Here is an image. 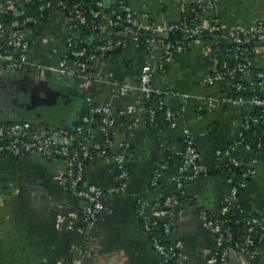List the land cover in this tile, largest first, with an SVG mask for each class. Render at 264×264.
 I'll return each mask as SVG.
<instances>
[{
  "label": "crops",
  "instance_id": "crops-1",
  "mask_svg": "<svg viewBox=\"0 0 264 264\" xmlns=\"http://www.w3.org/2000/svg\"><path fill=\"white\" fill-rule=\"evenodd\" d=\"M194 1L202 0H127V4L142 19L154 22L159 29L157 34H164L166 31L160 30V26L179 20L182 3L188 8ZM12 2L0 0V5ZM116 2L104 0V8L97 12L101 29L94 32L95 38L101 40L119 33L110 10ZM208 11L205 16L216 15L224 25H234L244 34L264 22V0H218ZM78 30V21L58 5L45 18L24 29L23 34L30 42L29 59L43 68L16 70L0 61V122L23 117L22 107L29 108L32 104V101L26 104L29 90L46 106L45 117H56L25 118L33 120L43 131L56 126L73 130L80 115L92 104L110 101L116 110L125 112L118 114L108 156L91 157L85 166V176L86 182H94L106 190L117 188L107 191L105 208L98 219L81 230L84 199L59 181L58 173L66 165L62 157L37 152L1 155L0 264H166L145 229L142 201L148 216L172 220L173 233L167 237L168 244L200 264H209L208 258L216 250V239L201 215L202 210L217 215L237 177L229 166L241 165L251 154L250 143L239 141L241 124L250 114L251 104L234 99L223 101L233 94L232 81L237 72L213 83L205 81L214 61L213 38L199 37L182 51H176L153 76L154 84L166 90V106L172 108L177 121L173 127L161 106L151 120L150 107L139 88L144 66L157 64L164 58L165 44L159 42L147 51L141 44L129 42L116 47L105 58L93 55L91 62L95 61L99 76H85L86 70L78 68L71 55L74 46L71 38L78 35ZM62 59H66L65 71L61 70ZM249 64L252 69H264V49L255 51ZM249 70L241 73L247 82ZM125 82L134 87L122 94L120 84ZM60 103L62 107L56 108ZM184 127L190 129L199 164L207 171L183 180L179 158H170V153L181 154ZM102 130L104 126L100 123L91 126L94 136L100 137ZM121 151H125L129 169L124 182L118 178L120 165L114 161ZM254 168L255 173L234 200L233 210L264 218V147ZM158 170L161 173L155 182ZM180 180L181 195L169 205L167 214L157 213V199L164 190L178 187ZM240 232L245 233V228ZM263 261V247L258 255H251L232 246L227 264Z\"/></svg>",
  "mask_w": 264,
  "mask_h": 264
},
{
  "label": "built area",
  "instance_id": "built-area-1",
  "mask_svg": "<svg viewBox=\"0 0 264 264\" xmlns=\"http://www.w3.org/2000/svg\"><path fill=\"white\" fill-rule=\"evenodd\" d=\"M30 0H13L11 4L0 5V11H5L9 8L16 9L19 3ZM119 8L123 11V15L115 14L117 24L120 21H126L128 25L119 29V37L115 38L112 35H108L106 40L99 43L95 51H90L88 45L83 43L85 39H80L81 44L77 43L78 35L73 36L72 42L74 46L71 48V55L76 60V65L80 69H85V76H99L96 71L95 61L91 62V56L98 58H105V56L116 47L124 46L129 42H137L141 44L147 51H151L152 47L159 42H163L166 46L164 58L157 64L147 63L141 73V83L139 85L140 90L144 96L147 105L150 107L151 120L155 119L158 106L165 108L166 119L173 127L177 126L174 111L168 105L163 98L166 90L159 86H156L153 82V76L156 69L164 68L165 61L171 59L176 51H182L193 40L198 39L203 31L214 32L216 30L222 31V34L229 37L230 40L235 42H243L251 39L264 40V22H259L248 33H242L234 25L226 26L216 15H201L197 16L193 21H187L185 17H181L179 20L169 22L160 26V30L174 31L181 30L187 37V39H181L176 42L171 40H165L163 37L157 36V26L150 20H145L135 13L127 4L125 0H119ZM218 0H202L199 2V6L202 9L212 10ZM97 4L104 8V0H97ZM52 3H41L39 9L44 11L47 7H53ZM182 12L186 10V5L182 3ZM81 5H75V8L69 9L65 12L69 17L81 22L89 23L88 13L81 8ZM195 9V8H193ZM33 22H38L36 16L27 15L23 18H15L11 21L0 20V61H6L11 67L16 70L34 69L41 70L42 65L32 63L29 59L28 49L30 42L25 38L24 29ZM93 28L101 29V21L98 22L95 18L90 20ZM143 34H146L145 38H141ZM204 39L203 37H201ZM214 39V38H213ZM214 61L212 63V70L205 78L208 83L223 80L232 75L238 68L242 70L250 69L249 87L251 89H258L257 93L243 94L238 93L235 96H226L225 100H237L239 103H249L258 107L260 110L261 122L264 128V69L253 70L249 64L250 53L260 51L264 49V43L257 44L250 50L248 54L235 53L234 56H240L237 64L231 67L230 63L225 60L218 66L220 55H224L223 50L217 49V40L214 39ZM226 56L232 58L231 52H227ZM61 70H66V59L60 61ZM258 78V80H255ZM131 83L125 82L120 84V93L125 94L133 89ZM244 83L238 81L236 85L237 90H242ZM152 97H157L154 102ZM153 102H152V101ZM124 109L116 110L114 105L110 101L98 102L92 104L86 112L80 115V121L76 124L73 130H67L61 127H53L51 130H40V126L31 119H12L5 122H0V156L5 154L20 155L25 153L37 152L47 157H62L65 160L66 165L58 173L59 181L69 190L75 194L81 196L84 199V208L81 217V230H85L91 226L100 216L105 208V194L107 191H113L117 187L112 186L107 190L102 186L94 182L84 183L85 166L88 158L94 155L108 156L109 142L112 138V130L118 125V114L124 113ZM97 114L100 123L104 126V140L93 142V132L91 131V123L95 120ZM248 117V116H247ZM243 127L249 126V119L245 120L241 124ZM184 148L182 149V157L180 163V169L182 172V179L193 178L199 174L200 171H207V168H203L199 164V153L195 147L193 137L188 127H184ZM72 140H75L76 145L72 146ZM243 139H239L242 141ZM245 142V141H244ZM125 151H121L114 156V161L120 165V172L118 178L120 181L127 179L129 176V170L125 163ZM258 161V156H250L247 161L243 162L248 165L247 169L243 171V176L240 182L232 185L229 192L224 196L220 212L222 214L227 213L230 207L233 205L234 200L237 198L239 191L244 187L251 175L255 173L254 164ZM166 165V162L162 163V167ZM190 168L191 172L186 173V170ZM161 171L158 170L155 174L154 180L159 178ZM83 181V183H82ZM182 180L178 182V186L182 185ZM176 196L171 194L165 199V202L157 201L159 214H167L169 211V205H172L176 201ZM145 203L142 201V216L145 217V229L151 234L153 245L160 253L163 260L169 264H200L181 250L177 249L175 245L164 243L154 233V227L157 224V215L148 216L144 213ZM171 209V208H170ZM205 222L211 227L215 239L216 250L215 253L208 258L209 264H227L228 253L232 246H237L242 252H247L251 255H258L262 249L261 244L256 240L258 236H264V218L258 215L246 216L243 218H236L235 223H241L246 230L245 233L235 235L233 233L232 225L225 224L224 219L220 218L216 214H211L207 210L203 209L201 213ZM163 230L166 233H170L173 230V222L170 219H165L162 223ZM239 227V226H237ZM261 229V232L259 231ZM2 232L0 229V238ZM234 241V242H232ZM233 243V244H232ZM63 264H68L67 262ZM264 264V261L261 263Z\"/></svg>",
  "mask_w": 264,
  "mask_h": 264
},
{
  "label": "trees",
  "instance_id": "trees-1",
  "mask_svg": "<svg viewBox=\"0 0 264 264\" xmlns=\"http://www.w3.org/2000/svg\"><path fill=\"white\" fill-rule=\"evenodd\" d=\"M125 1L127 2V0H125ZM41 3H52L53 6L58 5L65 12H68L69 9L75 8V5H77V4L81 5L82 6L81 8L82 9L84 8L86 10V12L88 13V18H89L88 22L89 23L84 24V23H81L78 21L79 30H78V36H77L78 40H77L76 44L77 43L81 44L82 42L80 41V39H85V42L83 43V45L87 44L88 48H90L89 49L90 51H95L97 45L106 40V37L104 39H101V40L94 37V35H93L94 32H98L100 29L93 28L91 23H90V20L92 18H95V20H97L98 22L101 21L99 14L97 13L99 10H101V6H99L97 4V0H30V1H24L22 3H19L17 5L16 9L9 8L5 11H0V20L8 22V21H11L15 18L21 19L27 15H34V16H36L37 20L40 21L41 19L46 17V15L49 13V11L51 9V7H47V9H45L44 11H42V13H40L41 10L39 9V6ZM119 3H120V1L117 0L115 5L110 7V10L113 11L114 16H115V14L116 15L117 14L123 15V11L118 6ZM193 8H195V9H193ZM196 11L199 12L198 15H197V13H195ZM207 12H209V11L206 9H202V7L199 6V2L194 1L190 4V6L188 8H186V10L184 12H182L181 17H185V19L187 21H193V20H195L196 15L201 17V15L207 14ZM115 20H116V16H115ZM33 23H35V22H33ZM115 25H116V28L117 27L121 28V27H126L128 25V23L123 20V21L118 22ZM154 34L157 36L163 37L165 40H171L174 42L181 40V39H187L186 35L181 30H178V29L174 30V31H167L164 34H157V33H154ZM110 35H112L115 38L120 36L119 33H117V32L110 34ZM145 37H146V34H143L141 38H145ZM200 37L214 38L215 40H217V45H216L217 49L224 51L225 54L220 55V57H219V63H218L219 67H220L221 63L224 62L225 60H227L230 63L231 67H234L237 64V61L240 59V56H236V55L234 56L233 54H235V53H239L242 55L248 54V53H250L249 51L252 50L255 45L260 44V43H262V44L264 43V40L259 41L258 39H251V40L243 41V42H235L233 40H230L229 37L224 36L222 34L221 29L216 30L214 32H210L207 30L203 31V33L200 34ZM73 45H74V43H73ZM214 47H215V45H214ZM119 48H121V47H119ZM227 52H231L232 58L230 56H226ZM253 54L254 53H250V56H252ZM258 69H262V68H255L253 70L255 71ZM236 72H237V76H235V78L232 81V83H234V84L232 86V88H233L232 93L233 94H231V96H235L238 93H243V94L248 95L251 93H257L258 92V89H251L249 87L250 85L247 82V80L245 78L241 77V73L243 72V70L241 68H238ZM255 80H258V78H255ZM238 81H242L244 83V88L242 90L236 89V85H237ZM156 98L152 97L154 102L157 100ZM163 98L166 102V99L164 96H163ZM158 111L159 112L161 111L160 107H159V109L157 108V113H158ZM250 114L248 115V117H246L249 119V126L243 127L241 125L242 127H241V136L240 137L245 142L250 143V147H251L250 156H258L260 149L264 147V128H263V124L261 122L260 110L258 109V107L251 105ZM100 116H101L100 114H97L95 117L94 123L93 124L91 123V125H94L95 123H100V119H99ZM78 121H80V118L78 119ZM104 132L105 131L102 130V134L100 135V137L99 136L93 137V142L103 141L104 136H105ZM71 145L72 146L76 145L75 140H72ZM107 148L109 151V145H107ZM181 157H182V153L181 154H178V153L175 154L174 152L170 153V158H173V159L179 158V164L181 163ZM89 159L90 158H88L87 161ZM247 159L245 161H247ZM198 161H199V159H198ZM229 167H231L230 170L234 171L237 175V177L234 179L233 184H232V185H234V184L240 182V179L243 176V171H245L247 169L248 165H246L245 163H242L241 165H237V166L230 165ZM209 170L212 171L213 169H209ZM190 172H191V169L188 168L186 170V173H190ZM205 172L206 171H200L198 175L200 176ZM83 181H84V183H86V176H84ZM83 181H82V183H83ZM124 181H126V179L122 180L121 182H124ZM179 189H180L179 186L178 187L175 186L172 189H166L162 192V195H160L159 199H157V200L163 203V202H165L166 197L168 195H171V194L175 195L176 197L177 196L179 197L181 195V193H180L181 191ZM105 198H106V194H105ZM251 215L261 216L260 214H256V213H245V212H240V211L235 212L233 210V205L230 207V209L228 210L227 213L222 214L220 211L217 213V216L224 219V225L225 224L232 225L233 233L237 236L242 234L240 232V229L242 227H244V225H242V222L241 223H235V219L239 218V217L245 219L246 216H251ZM156 217H157L156 218L157 224L154 227V233L164 243L168 244L167 237H168V235H171L170 233H173V231H171L170 233L164 232L162 223L165 219H161L159 216H156ZM142 219L145 222V217H142ZM237 226H239V227H237ZM259 231L261 232V229H259ZM256 240L264 248V236L263 237L258 236ZM232 242H234V241H232ZM166 264H167V262H166Z\"/></svg>",
  "mask_w": 264,
  "mask_h": 264
},
{
  "label": "flooded vegetation",
  "instance_id": "flooded-vegetation-1",
  "mask_svg": "<svg viewBox=\"0 0 264 264\" xmlns=\"http://www.w3.org/2000/svg\"><path fill=\"white\" fill-rule=\"evenodd\" d=\"M34 94H35V92H31L30 90L27 92L26 98H28V100L26 101V104L29 105L30 101H32L31 102L32 104H30L29 108H26V106L24 105V108L22 107V112H20V113H21L22 116H25L27 118H30V117H33V118H37V117L45 118V113L43 111H45L46 106L42 105L41 99H39L38 96L34 95ZM62 104L61 103L58 104V105L56 104V106H57L56 108L60 109V107H62ZM39 107L40 108L42 107L43 110L38 109ZM17 112H19V111H16L14 113H17Z\"/></svg>",
  "mask_w": 264,
  "mask_h": 264
},
{
  "label": "water",
  "instance_id": "water-1",
  "mask_svg": "<svg viewBox=\"0 0 264 264\" xmlns=\"http://www.w3.org/2000/svg\"><path fill=\"white\" fill-rule=\"evenodd\" d=\"M69 91H71V92H74V93H76V94H79V92L78 91H74V90H71V89H69ZM48 113H46V115H47ZM23 117H25V116H23ZM47 118H51V119H54V118H56V117H54V116H51V115H47L46 116ZM45 117V118H46ZM27 118V117H26ZM38 118H40V117H37L36 119H38ZM39 121V120H38Z\"/></svg>",
  "mask_w": 264,
  "mask_h": 264
},
{
  "label": "rangeland",
  "instance_id": "rangeland-1",
  "mask_svg": "<svg viewBox=\"0 0 264 264\" xmlns=\"http://www.w3.org/2000/svg\"><path fill=\"white\" fill-rule=\"evenodd\" d=\"M17 119H25L26 117H16Z\"/></svg>",
  "mask_w": 264,
  "mask_h": 264
}]
</instances>
